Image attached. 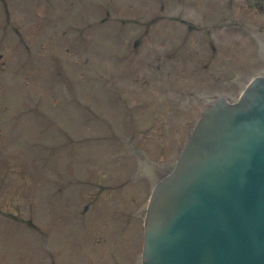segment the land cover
Here are the masks:
<instances>
[{
	"label": "rangeland",
	"instance_id": "1",
	"mask_svg": "<svg viewBox=\"0 0 264 264\" xmlns=\"http://www.w3.org/2000/svg\"><path fill=\"white\" fill-rule=\"evenodd\" d=\"M244 6L0 0V264L137 263L140 157L173 161L200 97L262 70Z\"/></svg>",
	"mask_w": 264,
	"mask_h": 264
},
{
	"label": "water",
	"instance_id": "2",
	"mask_svg": "<svg viewBox=\"0 0 264 264\" xmlns=\"http://www.w3.org/2000/svg\"><path fill=\"white\" fill-rule=\"evenodd\" d=\"M143 264H264V77L218 101L156 183Z\"/></svg>",
	"mask_w": 264,
	"mask_h": 264
}]
</instances>
